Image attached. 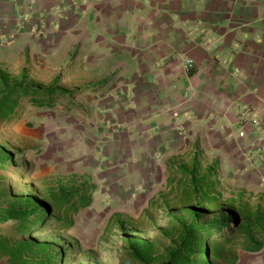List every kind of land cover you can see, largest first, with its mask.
I'll return each instance as SVG.
<instances>
[{
    "label": "crops",
    "instance_id": "crops-1",
    "mask_svg": "<svg viewBox=\"0 0 264 264\" xmlns=\"http://www.w3.org/2000/svg\"><path fill=\"white\" fill-rule=\"evenodd\" d=\"M19 59L90 88L97 122L122 127L106 159L198 151L246 172L264 129V0H0V63Z\"/></svg>",
    "mask_w": 264,
    "mask_h": 264
},
{
    "label": "rangeland",
    "instance_id": "rangeland-1",
    "mask_svg": "<svg viewBox=\"0 0 264 264\" xmlns=\"http://www.w3.org/2000/svg\"><path fill=\"white\" fill-rule=\"evenodd\" d=\"M27 17H16L17 28ZM2 63L0 69L11 76L20 77L24 68L30 86H47L56 79L67 93L55 94L42 107L22 96L14 112L0 118V219L8 217V210L23 207V196L41 207L45 190L59 180L86 183L92 193L89 206L72 217L67 229L53 226L20 237L13 232V220L0 221V264H37L49 257L54 264H141L138 252L148 264H159L178 243L193 207L199 222L235 211L264 214V129H255L260 141L245 146L238 161L246 172L197 150L166 161L139 154L132 161L122 156L106 159L104 138L122 127L102 125L108 118L104 113L97 122L91 90L76 84L80 81L73 71L21 60ZM119 149L128 154V143ZM186 170L203 177L204 200L187 193ZM237 255L236 264H264V245L255 253L238 249Z\"/></svg>",
    "mask_w": 264,
    "mask_h": 264
},
{
    "label": "trees",
    "instance_id": "trees-1",
    "mask_svg": "<svg viewBox=\"0 0 264 264\" xmlns=\"http://www.w3.org/2000/svg\"><path fill=\"white\" fill-rule=\"evenodd\" d=\"M25 78L24 72L18 77L0 69V118H7L13 113L16 102L22 96L29 97L33 104L42 107L49 105L55 94L67 93L66 89L57 85L56 79L47 86H30ZM2 166L0 162V172ZM184 172L188 181L187 193L203 199L206 196L205 186L201 185L203 177H199L194 170ZM91 193L92 187L86 183L79 185L73 180L66 183L59 180L45 190L46 201L41 207L31 205L32 201L23 196L24 206L17 211L8 210V217H1L0 221L13 220V232L20 237L41 234L53 226L67 229L73 225L72 217L89 206ZM192 212L191 220L179 234L178 243L166 252L159 264H236L238 249L255 253L264 245V214L259 211H235L205 222H199L196 208L193 207ZM135 257L141 264H148L145 254L138 252ZM55 261L49 257L37 264H54Z\"/></svg>",
    "mask_w": 264,
    "mask_h": 264
},
{
    "label": "built area",
    "instance_id": "built-area-1",
    "mask_svg": "<svg viewBox=\"0 0 264 264\" xmlns=\"http://www.w3.org/2000/svg\"><path fill=\"white\" fill-rule=\"evenodd\" d=\"M190 64V62L189 61H186V65H189Z\"/></svg>",
    "mask_w": 264,
    "mask_h": 264
}]
</instances>
